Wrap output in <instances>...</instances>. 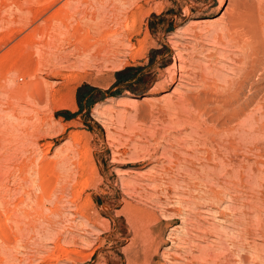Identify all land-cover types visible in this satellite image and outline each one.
Returning <instances> with one entry per match:
<instances>
[{
	"label": "rangeland",
	"instance_id": "1",
	"mask_svg": "<svg viewBox=\"0 0 264 264\" xmlns=\"http://www.w3.org/2000/svg\"><path fill=\"white\" fill-rule=\"evenodd\" d=\"M0 264H264V0H0Z\"/></svg>",
	"mask_w": 264,
	"mask_h": 264
},
{
	"label": "bare ground",
	"instance_id": "2",
	"mask_svg": "<svg viewBox=\"0 0 264 264\" xmlns=\"http://www.w3.org/2000/svg\"><path fill=\"white\" fill-rule=\"evenodd\" d=\"M68 13L69 12L65 11V19H67V20L69 19ZM63 19L64 18L61 19V22L63 21ZM67 20L63 21V22H67ZM117 34L118 33L117 32L115 33L114 31L113 32H104L98 38V42L96 41L94 43V45H95L94 49H92L91 51H89L88 47L83 49L80 52V55L85 57L82 60V62H84V63H82V65L84 64V66H89V64H91V63H94V65L106 64V63H108V61L111 58H113V57L115 58L119 54V52L124 48V44L122 43L123 41L121 42L119 40V38L117 39V37L115 36ZM117 36H119V35H117ZM121 36H123V35H121ZM232 39H234V40L236 39L235 33H234V35H232ZM121 40H123V39H121Z\"/></svg>",
	"mask_w": 264,
	"mask_h": 264
},
{
	"label": "trees",
	"instance_id": "3",
	"mask_svg": "<svg viewBox=\"0 0 264 264\" xmlns=\"http://www.w3.org/2000/svg\"><path fill=\"white\" fill-rule=\"evenodd\" d=\"M79 91H80V89L78 90L77 94L79 93ZM86 95H87V97H88V99H87V103L89 104V103L91 102V98H90V96H89V93H87ZM78 105H79V107H80V98H79V100H78Z\"/></svg>",
	"mask_w": 264,
	"mask_h": 264
}]
</instances>
